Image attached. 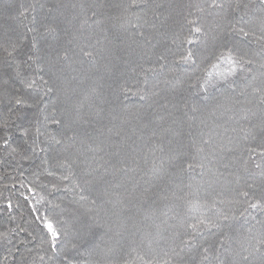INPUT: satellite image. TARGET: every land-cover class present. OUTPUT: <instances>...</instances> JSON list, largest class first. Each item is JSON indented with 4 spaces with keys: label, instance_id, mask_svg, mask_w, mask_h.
Here are the masks:
<instances>
[{
    "label": "trees",
    "instance_id": "16d2710c",
    "mask_svg": "<svg viewBox=\"0 0 264 264\" xmlns=\"http://www.w3.org/2000/svg\"><path fill=\"white\" fill-rule=\"evenodd\" d=\"M259 240L261 0H0V264H262Z\"/></svg>",
    "mask_w": 264,
    "mask_h": 264
},
{
    "label": "snow or ice",
    "instance_id": "6c2138e0",
    "mask_svg": "<svg viewBox=\"0 0 264 264\" xmlns=\"http://www.w3.org/2000/svg\"><path fill=\"white\" fill-rule=\"evenodd\" d=\"M261 3H264V0H261ZM195 31H196V32H199L200 29H199V28H196ZM241 31H243V30H241ZM244 34H245V35H248V33H244ZM16 47H17V45H13V50H15ZM8 55L11 56L12 53L9 52ZM190 57H191V53H189L187 56H183V57H181V59L184 60V61H187L188 59H190ZM29 59H31V57H29ZM228 62H229L230 65L233 64V63H235V61H233L231 58H229ZM34 83H35V82L33 81L32 83L28 84V87H32V84H34ZM48 91H51V89H49ZM22 102H23V101H22L21 99H19V98L16 99V103H17V104H21ZM53 122L56 123V124H59V123H60V121H58V120L53 121ZM25 133H27V130H26V129H25ZM56 142H57V143H60L59 140H57ZM189 166H191V165H189ZM49 174L51 175L52 173H49ZM63 179L67 180L68 177L65 176V177H63ZM250 207L255 208V207H257V204L253 203V204L250 205ZM203 223H204L203 220H199V221H197L196 224L190 225V227L193 228V229L195 230V228H196L199 224H203ZM43 226H44V228L47 230V232L49 233V235L51 236L52 241L55 242V240H56V238H57V236H58V232H57V230L55 229L53 222H52L51 220H49V219H45V220L43 221ZM257 244H264V240H259V241H257ZM53 251H55V246H54V244H53ZM245 259H247V257H245ZM262 264H264V262H262Z\"/></svg>",
    "mask_w": 264,
    "mask_h": 264
}]
</instances>
